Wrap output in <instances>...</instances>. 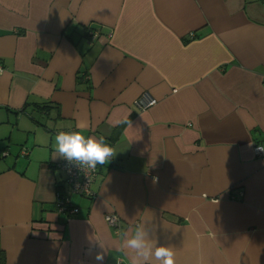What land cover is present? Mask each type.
I'll return each instance as SVG.
<instances>
[{"label": "crops", "instance_id": "obj_1", "mask_svg": "<svg viewBox=\"0 0 264 264\" xmlns=\"http://www.w3.org/2000/svg\"><path fill=\"white\" fill-rule=\"evenodd\" d=\"M263 80L264 0H0V264H132L138 227L175 264H264ZM80 123L116 153L90 195L56 166Z\"/></svg>", "mask_w": 264, "mask_h": 264}, {"label": "clouds", "instance_id": "obj_2", "mask_svg": "<svg viewBox=\"0 0 264 264\" xmlns=\"http://www.w3.org/2000/svg\"><path fill=\"white\" fill-rule=\"evenodd\" d=\"M154 103V102H152ZM76 131L57 132L54 140L56 151L69 161L86 165L88 169L95 170L97 165H105L115 156L112 146L105 143L103 138L96 139L85 134V125L78 124ZM264 151V148L260 149ZM146 233L142 228H137L125 242L124 246L135 252L132 264H144L150 256L160 261V264H175V252L166 246H153L146 240ZM105 253L98 252L96 259L103 261ZM143 258V259H140Z\"/></svg>", "mask_w": 264, "mask_h": 264}, {"label": "built area", "instance_id": "obj_3", "mask_svg": "<svg viewBox=\"0 0 264 264\" xmlns=\"http://www.w3.org/2000/svg\"><path fill=\"white\" fill-rule=\"evenodd\" d=\"M91 32V38L95 35ZM262 95L264 98V81L262 87ZM134 104L139 109H144L155 102V98L147 91L143 90L141 93L135 97L133 100ZM264 148V145L259 142H254L252 144V149L254 154L261 156L264 161V151L260 149ZM56 166L63 173V182L67 186L69 193H79L84 195H90L92 193L89 185L97 173V167L93 171L88 169L86 165L77 164L74 161H69L64 157H60L56 162ZM55 209L56 211H67L73 212L74 209L69 202V197L57 190L54 197ZM104 220L106 223L116 232L119 230V218L116 213L108 212L104 214ZM114 264H123L120 258H117Z\"/></svg>", "mask_w": 264, "mask_h": 264}, {"label": "trees", "instance_id": "obj_4", "mask_svg": "<svg viewBox=\"0 0 264 264\" xmlns=\"http://www.w3.org/2000/svg\"><path fill=\"white\" fill-rule=\"evenodd\" d=\"M93 28L92 27H89L87 28V31H86V34L89 35V37L91 36V32H92ZM264 81V80H263ZM263 96V95H262ZM38 106V105H37ZM42 106H45V105H42ZM97 174V173H96ZM64 183V182H63Z\"/></svg>", "mask_w": 264, "mask_h": 264}]
</instances>
